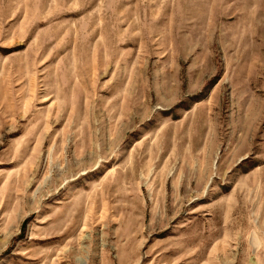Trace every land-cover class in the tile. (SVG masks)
Returning <instances> with one entry per match:
<instances>
[{"label": "rangeland", "instance_id": "rangeland-1", "mask_svg": "<svg viewBox=\"0 0 264 264\" xmlns=\"http://www.w3.org/2000/svg\"><path fill=\"white\" fill-rule=\"evenodd\" d=\"M0 264H264V0H0Z\"/></svg>", "mask_w": 264, "mask_h": 264}]
</instances>
